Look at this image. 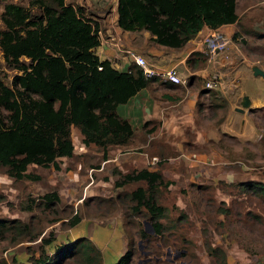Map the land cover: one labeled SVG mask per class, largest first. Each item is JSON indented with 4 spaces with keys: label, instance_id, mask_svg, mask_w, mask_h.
I'll list each match as a JSON object with an SVG mask.
<instances>
[{
    "label": "trees",
    "instance_id": "obj_1",
    "mask_svg": "<svg viewBox=\"0 0 264 264\" xmlns=\"http://www.w3.org/2000/svg\"><path fill=\"white\" fill-rule=\"evenodd\" d=\"M115 10L120 28L146 29L149 41L166 47H179L203 25L214 28L237 19L235 0H116ZM99 28L90 13L68 0L3 3L0 54L5 66L14 69L8 81L0 70V167L7 175L14 179H38L41 176L27 170V165L58 167L60 155L72 154L71 124L79 129L82 141L92 142L103 156L108 147L129 143L133 128L117 113L116 104L126 101L157 79V75H145L133 60L125 69H117L108 58H100L93 51L99 42ZM190 53L185 63L194 66L192 54L202 52ZM113 171L117 174L113 187L138 183L128 190L117 191L114 196L98 197L109 203L118 200L121 208L126 248L109 264H132V234L126 233L131 224L147 244L153 240L146 251L150 248L158 251V240L169 247L182 245L186 238L182 232L179 242L173 237L169 239V235L178 230L177 222L186 219V213L179 210L170 215L168 207L158 200L162 189L173 180L157 167L128 166L123 171ZM235 185L264 198L263 180L247 178L236 181ZM38 198L42 207L49 208H54L59 200L55 189L40 193ZM30 200L21 206L32 208L34 199ZM143 219L151 224V232L143 229ZM68 220L74 224L79 215L74 213ZM5 232L13 241L21 235L33 236L37 227L19 218L0 217V237ZM210 248L224 264L222 248L217 245ZM76 254L86 264L101 260L94 243L79 236L55 247L50 256L43 255L37 264H60ZM0 264L7 262L0 259Z\"/></svg>",
    "mask_w": 264,
    "mask_h": 264
},
{
    "label": "rangeland",
    "instance_id": "obj_2",
    "mask_svg": "<svg viewBox=\"0 0 264 264\" xmlns=\"http://www.w3.org/2000/svg\"><path fill=\"white\" fill-rule=\"evenodd\" d=\"M5 1L7 0H0V11ZM68 1L81 5L101 25L100 17L95 16L97 12L99 15L107 9L106 0H100L97 4L93 0ZM235 10V21L200 32L202 54H192L195 58L192 64L203 68L204 73L197 75L188 72V69L178 71L184 78V83H177V86L183 91L198 89L195 101L209 102L211 109L209 107L206 111L213 113V125L209 124L210 127L213 126V137L202 143L193 141L192 144L181 147L190 153L198 150L205 151L208 155L212 150L213 155L211 158L207 157L203 163L195 161L190 164L189 171L195 172L190 180L185 173L188 165L182 159L179 160L177 165H173L177 174L175 182L163 188L158 196V200L168 207L170 215L183 210L187 216L177 222L178 230L169 235V239L173 237L179 242V232L186 238L179 247H169L167 243L163 244L158 240L160 251H152L150 248L144 254L142 251L151 246L153 240L147 244L146 240L137 236L134 232L136 227L131 224L126 233L132 234V264H221L219 257L211 252V245L222 248L225 254L224 264H264V198L250 189L235 185L236 181L247 178L264 181V77L253 74L249 67L256 63L264 69V0H235ZM211 31L216 35L214 40L218 49L219 45L225 47L212 54L205 41L206 35ZM145 61L147 62L146 59ZM0 70L5 73L3 77L6 81L14 72V69L5 66L1 54ZM243 93L255 96L252 101L258 102L250 100V106L247 105L243 111L238 112L234 107L239 106L238 101ZM197 119L199 114L196 113L193 117L195 124ZM200 127L196 126L198 129ZM187 137L190 140L193 138L191 133ZM137 149L138 147H134L129 150ZM93 155L94 153L73 152L61 160L57 172L52 171L50 166L45 171L29 164L28 170L41 176L38 179L7 180L0 177V217L19 218L37 227V233L33 236L21 235L13 241H10L8 232H5L0 237V259L7 264H37L43 255L50 256L55 249L54 244L69 240L81 232H74L76 228L68 222L74 213L79 215V219L95 218L96 222L110 219L116 224L117 220L116 226L118 225L120 233L125 237L118 200L109 203L98 197L114 196L117 191L128 190L138 181L113 187L109 174L116 176L113 169L119 168L112 165V161L102 162V153ZM163 156L162 153L159 162L163 160ZM96 166L105 167L99 175L102 181H107L106 184L102 183V188L94 185L97 178L94 174ZM157 168L163 175L170 177L168 171L172 168L171 164L161 163ZM162 168L167 169L165 173ZM1 173L5 175L0 167V175ZM77 178L78 188L71 199L69 193H72L68 189L75 185ZM92 179L93 187L100 189V192L85 194L76 202L78 191H82ZM49 189H55L59 193V200L54 208L42 207L39 202V194ZM30 199H34L33 207L23 208L21 204H26ZM49 236L51 241L44 242L43 239ZM114 247H117L116 242ZM177 250L179 254L173 257ZM115 257H109L108 262L101 258V264H109ZM98 262L96 263L100 264ZM60 264L86 263L79 261V255L76 254Z\"/></svg>",
    "mask_w": 264,
    "mask_h": 264
},
{
    "label": "crops",
    "instance_id": "obj_3",
    "mask_svg": "<svg viewBox=\"0 0 264 264\" xmlns=\"http://www.w3.org/2000/svg\"><path fill=\"white\" fill-rule=\"evenodd\" d=\"M93 1L97 4L100 0ZM102 2H105V0ZM105 3H108L107 9H104L99 15L97 12L95 16V18L100 17L101 25H99L100 28L98 31L99 42L93 47V51L100 58H108L111 65L117 69H125L129 61H132L127 53V49H131L143 55L147 63L152 67L163 68L174 66L177 71L188 69L190 73H197V75L203 74V68L186 66L185 58L193 50L202 51V37H199L201 31L205 29H214L222 24H226L222 23L214 28L203 25L192 37L185 40L179 47H166L149 41V32L146 29L126 30L120 28L116 23V0H106ZM223 46L218 50L222 51L225 48ZM197 93L198 89H184L183 91L179 85L177 86V83L157 75V79L151 80L148 84L138 89L134 94L129 96L126 101L117 103V113L128 120L133 128V134L130 137L129 143L126 144V148L122 146L108 147L105 150L104 156L102 155L104 157L103 159L101 158L102 162L112 161L110 163L116 165L121 171L125 170L128 166L137 168L142 166L156 168L160 166L161 163L167 162L172 166L171 170L168 171V175H170V178L175 182L177 174L175 169H173V165H177L178 161L182 159V161L188 165L185 167V173L186 178L190 180L195 173L189 171L190 164H193L195 161L203 163L207 157L211 158L213 155L212 150H210V155H208L205 151L197 150L196 152L190 153L181 148L182 145L186 146L188 143L192 144L191 142L193 141L202 143L204 140L213 137V126H209V124L213 122V113H207L206 111L209 107L211 109V106L209 102L207 103L206 101H195ZM248 97L251 101L255 100V96L248 95ZM252 102L256 103L258 101ZM243 110L236 111L241 112ZM196 113L199 114L197 124H195L193 120ZM196 126L201 127L198 129ZM137 130L139 131L137 132ZM69 131L73 145L72 153H94V155L97 156L102 153L101 150H96L92 142L85 143L82 141V134L76 126L71 124ZM189 133H191L193 137L191 140L187 137ZM134 147H138V149L135 151L129 150ZM132 152L139 155L135 156ZM162 153L164 154L162 157L163 160L159 162L158 159H160ZM89 156L91 157L92 155ZM64 157L66 156L60 155L58 157V167L50 166L52 171L57 172L60 169V163ZM32 165L43 168L45 171L48 170V167L45 166L37 164ZM95 168L94 174H96L97 178L95 179L94 185L97 184L102 188V183L106 184L107 181H102L99 175L102 168L105 167L96 166ZM165 170L167 169L162 168L164 173ZM116 176L109 174L112 181ZM0 177L7 180L13 178L6 173L5 175L1 173ZM79 178L75 181V185L68 189V191L72 193H69V198L71 199H73V193L76 192L78 188L77 184ZM93 179L85 187L82 185L84 188L82 191H78V196L76 197V199H78L77 201L75 200L76 202H79L85 194L100 192V189L93 187ZM6 186L7 183L5 187ZM94 219L95 218H89L85 220L80 218L74 223L72 225L74 229L76 228L74 232L81 230V232L74 237L85 236L89 238L99 249L100 257L108 262L109 257H117L124 251L126 248V241L124 236L120 233V228H118V225L116 226V224H118L117 220L115 224L110 219H107V221L99 220V222L94 221ZM74 237L62 243L59 242L54 244L53 247L73 240L75 239ZM50 241L51 240L45 242L49 243ZM114 242H116V248L114 247ZM120 248L121 252H119ZM114 250L116 251L115 253Z\"/></svg>",
    "mask_w": 264,
    "mask_h": 264
},
{
    "label": "built area",
    "instance_id": "obj_4",
    "mask_svg": "<svg viewBox=\"0 0 264 264\" xmlns=\"http://www.w3.org/2000/svg\"><path fill=\"white\" fill-rule=\"evenodd\" d=\"M206 36H207L205 39L206 45L208 47L210 54H212L214 53V51L218 50L217 42L214 40V38H216V35L211 31ZM219 46L221 47V45ZM127 53H128V56L142 68V71L145 75L155 74L163 78H166L174 83H178V84L184 83V78H182V76L178 73V71L176 70L174 66L155 68L145 61L143 55L131 49H127ZM206 85H209V82H206ZM91 169L92 167H90V170Z\"/></svg>",
    "mask_w": 264,
    "mask_h": 264
},
{
    "label": "water",
    "instance_id": "obj_5",
    "mask_svg": "<svg viewBox=\"0 0 264 264\" xmlns=\"http://www.w3.org/2000/svg\"><path fill=\"white\" fill-rule=\"evenodd\" d=\"M250 69H251V72L253 74H259L260 76L264 77V69H262L258 64L252 63L250 65ZM249 103H250V99H249L248 95L243 93L239 99L240 106H235L234 108L237 110H243V108L246 107L247 105H249ZM142 223H143V229L145 231H148V232L152 231V226L147 220L143 219ZM168 252H169V250L167 249L166 253H168ZM142 253L146 254V250H143ZM178 254H179V250H177L173 254V257H175ZM180 263L184 264V262H180Z\"/></svg>",
    "mask_w": 264,
    "mask_h": 264
},
{
    "label": "flooded vegetation",
    "instance_id": "obj_6",
    "mask_svg": "<svg viewBox=\"0 0 264 264\" xmlns=\"http://www.w3.org/2000/svg\"><path fill=\"white\" fill-rule=\"evenodd\" d=\"M138 245H139V242H138Z\"/></svg>",
    "mask_w": 264,
    "mask_h": 264
}]
</instances>
